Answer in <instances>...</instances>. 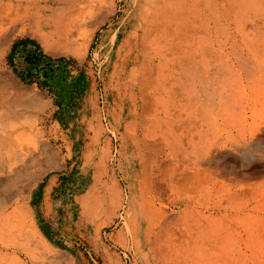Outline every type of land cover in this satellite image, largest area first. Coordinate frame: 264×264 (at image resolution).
<instances>
[{"label":"bare ground","instance_id":"6f19581e","mask_svg":"<svg viewBox=\"0 0 264 264\" xmlns=\"http://www.w3.org/2000/svg\"><path fill=\"white\" fill-rule=\"evenodd\" d=\"M248 14L264 32V0H0V264H80L76 241L115 264L106 225L135 263L175 264L182 234L226 246L193 195L248 134L224 102L205 126L195 107L225 66L264 81Z\"/></svg>","mask_w":264,"mask_h":264},{"label":"rangeland","instance_id":"374dc122","mask_svg":"<svg viewBox=\"0 0 264 264\" xmlns=\"http://www.w3.org/2000/svg\"><path fill=\"white\" fill-rule=\"evenodd\" d=\"M250 16L254 15L248 14L247 16H245L247 18L245 20H248V29L246 28V32H250L249 34L247 33L248 38L250 40H252L251 38L254 37L255 39H260V37L262 38L264 32L262 29L258 34L256 31H254L253 27L251 26L252 17L250 18ZM235 29L236 28L234 27L231 31ZM216 33L217 32L215 31V34ZM181 46L182 48L185 47L184 49L187 48L186 45L181 44ZM192 52L194 54H198L195 48L190 51V53ZM197 54L192 57L190 56V59H195L196 56L200 60V54ZM180 57H182L181 59L185 58V56ZM261 58L262 56L260 57L259 55L258 60L260 62ZM227 67L232 71V68H230L229 66H225L227 71L225 75H213V77L209 78L211 82L209 80L206 85L205 83H202V81H200L199 90L203 86H208V91L211 93L208 100H212L217 104L214 105L213 103L211 104V106H205V99L202 98V101L199 102L195 107V114H197L196 117H198V119H201V124L205 126L207 122L203 120L204 116H206L208 112H214L215 115L217 110L221 107H224L223 104H226L230 107L229 109L232 108L231 111L235 114V116H237V119L239 120L240 117L241 121H243V125L248 135L245 137L246 140H243L240 146L235 147V145L232 143L233 146H229L228 150L223 151L222 153L224 155L221 154V157L214 163L213 166L209 167V165H205L203 166L204 168L202 167L204 170L207 168L206 170L209 172L210 176L212 175V177L210 178L212 185L209 186V184L206 183V185L204 184L205 187L202 186V189L199 187V189L195 193L196 195H193V206L197 207L195 208V211L197 213V217L195 219H199L200 217V219H203L205 221L204 225L208 227V229H205L206 232L214 233V231L216 230L225 231V233L227 234L226 238L228 239L226 240V246H217L214 240L207 241L206 246H204L201 242H196L195 239V241H191L190 239L188 240V237L182 234L183 239L177 244V249L171 251V254L176 259L175 264H264V81L260 80V71L262 70H260L255 65H250V68H252L251 72L243 73L242 70H239L240 68L233 67V73H231V75ZM219 68L222 69L223 67L220 66L215 70H218ZM178 69L180 70L181 74L184 73L182 65H180ZM212 69H214V66H211L210 68V75L213 73ZM256 75L258 76L259 82H257L259 84L256 82ZM216 77L217 80L215 79ZM219 79L220 81H218ZM184 83L188 84L189 82L186 83L185 80L182 83V88L183 86H185L183 85ZM215 83L218 85L216 86ZM253 84H255L256 86ZM230 85H233L234 87H231ZM254 86L255 89H253ZM243 88L246 90L247 94H244L245 90ZM241 90L243 91V93ZM254 90H257V92L255 93ZM253 94H256L257 96ZM245 97L247 98V100ZM222 102L224 103L222 104ZM181 103L182 102L178 100L177 104L180 105ZM182 104L187 105V103L185 104V102H183ZM179 107L181 108V105ZM177 110H179V108ZM183 110H187V107H184ZM213 135L214 137L219 138L220 142H222L221 140H224V137L227 136V134L225 136V133L223 134V132L221 133V131L220 133L214 131ZM244 147L245 153H243ZM237 148L238 150H236ZM253 156H255L256 158ZM208 168L211 171L208 170ZM214 182H218L216 186H213L215 184ZM209 190L211 193L209 192ZM196 199L198 204L197 202H195ZM211 218L212 221H210ZM213 221H215L216 223ZM105 227H107V225L102 226L103 233L108 236L106 244L110 248V253H112L114 256L112 258V261H114L115 264H143L138 256L136 258V263L131 258H126L124 254V247L118 241V239L120 238V225H112L113 228L111 226H108L107 228ZM75 246L77 248L75 247L74 250L81 259L80 264H110L109 260L104 261L100 259L90 247H85L82 242L76 241ZM111 264L113 263L111 262ZM163 264H168V262H163Z\"/></svg>","mask_w":264,"mask_h":264}]
</instances>
